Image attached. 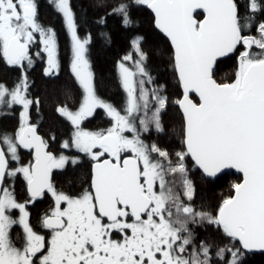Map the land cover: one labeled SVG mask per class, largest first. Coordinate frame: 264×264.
<instances>
[{
	"label": "snow or ice",
	"instance_id": "6c2138e0",
	"mask_svg": "<svg viewBox=\"0 0 264 264\" xmlns=\"http://www.w3.org/2000/svg\"><path fill=\"white\" fill-rule=\"evenodd\" d=\"M48 3L70 37V71L81 91L75 102L66 91L69 103L56 109L70 127L68 137L42 134L32 118L41 101L31 95L30 70L42 62L44 76L59 75L58 33L41 22L38 0H0V60L20 73L11 86L0 82V114L22 109L16 129L0 130V264H244L248 254L264 252V0L111 5L109 15L129 30L138 8L154 14L182 89L169 98L137 36L118 62L125 93L119 108L99 93L92 36L80 34L73 0ZM225 58L237 61L236 70L230 80H218ZM170 106L182 116L181 147L171 152L148 139L166 133ZM98 110L109 126L90 130L86 122ZM85 160L88 187L78 193L58 187L54 174ZM193 169L209 178L234 169L242 179L215 213L197 210ZM46 197L51 207L33 225L30 206ZM204 226L227 242L198 239L194 228Z\"/></svg>",
	"mask_w": 264,
	"mask_h": 264
},
{
	"label": "trees",
	"instance_id": "16d2710c",
	"mask_svg": "<svg viewBox=\"0 0 264 264\" xmlns=\"http://www.w3.org/2000/svg\"><path fill=\"white\" fill-rule=\"evenodd\" d=\"M40 20L45 26H52L58 33L59 57L61 70L56 77L43 75L44 64L37 63L36 67L30 70V80L33 82L30 89L31 95L41 101L38 110L32 111V118L40 125V131L44 135L55 133L57 140L67 138L70 132L68 123L61 118L56 109L63 103H69L66 99V91H71L72 102L80 95V89L70 71L71 45L70 37L63 24L62 17L49 5L48 0H38ZM118 0H73L77 11L80 28L83 36L91 33L92 44L90 45V59L100 95L113 103L118 108L122 105L125 93L119 83L118 62L121 58L132 51L131 41L137 36L143 37V49L149 55V65L152 75L158 84L166 86L167 95L171 100L179 97L182 89L177 86L174 73L170 63V44L154 26V15L150 10L140 7L135 11L136 25L129 30L122 26L118 16L109 15L111 5ZM243 3V0H241ZM106 4L108 6H101ZM106 17V24H99L97 21ZM101 33H107V39ZM237 66L234 58H225L223 63L218 64L217 79L230 80ZM20 75L19 70L8 67L0 60V82L11 86ZM6 115L0 114V130H14L18 126L19 112ZM166 133L152 135L149 140L154 141L161 147L167 148L170 152L179 150L181 147V126L182 116L178 108L170 106L163 117ZM109 126V119L105 117L102 110H98L96 116L86 122L90 130L103 129ZM24 158L30 153H23ZM87 162L76 168H69L66 172L55 173V180H62L67 188L83 186L88 175ZM241 174L235 171H226L217 178H207L200 170L193 169L191 179L195 185L196 194L191 202L197 210H207L215 213L216 208L222 200L233 194L232 185L241 181ZM19 184V185H18ZM18 188L23 184L18 182ZM21 189H19L20 191ZM22 193L21 191L19 192ZM194 232L198 239L207 240L214 245H222L227 241L222 233L211 226L195 227ZM244 264H264V253L248 254Z\"/></svg>",
	"mask_w": 264,
	"mask_h": 264
},
{
	"label": "flooded vegetation",
	"instance_id": "af4514ba",
	"mask_svg": "<svg viewBox=\"0 0 264 264\" xmlns=\"http://www.w3.org/2000/svg\"><path fill=\"white\" fill-rule=\"evenodd\" d=\"M26 152V151H25ZM27 153V152H26ZM25 160H29L31 159V154L30 156L27 158H24ZM87 162V165H88V175L85 179V182L83 183V186H80V187H77V188H67L64 186L63 182H61L60 180H55L56 184L58 185V187L62 188L64 191L66 192H71V193H78L81 191L82 188H87L88 187V182H89V178H90V164L87 160H85ZM201 172V171H200ZM55 175V174H54ZM19 185V184H18ZM18 185H16V190H17V193H18V198L23 200L25 198V194H24V186H23V189L22 187L18 188ZM19 189H21L20 191L22 192L21 194L19 193ZM51 199L46 197L45 199L43 200H38L34 205H31L30 206V212H31V222L33 223V225H36L38 226L39 225V222L41 220V217L43 216V214L45 212H47L50 207H51ZM20 229L19 228H16L14 229V233L15 232H19Z\"/></svg>",
	"mask_w": 264,
	"mask_h": 264
},
{
	"label": "water",
	"instance_id": "95a60500",
	"mask_svg": "<svg viewBox=\"0 0 264 264\" xmlns=\"http://www.w3.org/2000/svg\"><path fill=\"white\" fill-rule=\"evenodd\" d=\"M154 15V14H153ZM226 171H235L234 169H230V170H226ZM236 172V171H235ZM238 173V172H237ZM223 173H221L220 175H218V177L219 176H221ZM238 174H240V173H238ZM241 176H242V174H241ZM207 178H209V177H207ZM217 178V177H216ZM210 179H213V178H210ZM242 179V178H241ZM253 253H264V252H261V251H256V252H253Z\"/></svg>",
	"mask_w": 264,
	"mask_h": 264
}]
</instances>
